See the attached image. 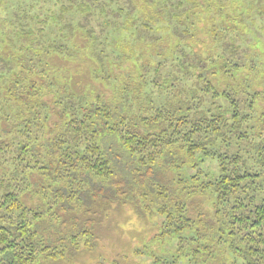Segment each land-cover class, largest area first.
I'll use <instances>...</instances> for the list:
<instances>
[{
    "label": "trees",
    "instance_id": "1",
    "mask_svg": "<svg viewBox=\"0 0 264 264\" xmlns=\"http://www.w3.org/2000/svg\"><path fill=\"white\" fill-rule=\"evenodd\" d=\"M57 2L68 35L34 42L29 36L33 26L41 31L48 19H36L25 6L14 11L10 23L16 20L18 25L9 32L8 41L0 30V124L4 122V129L0 126V264H37L41 254L51 261L64 256L66 245L57 249L51 244L53 236L43 228L55 218L54 207L83 209L91 201L103 215L115 201L135 204L133 185L139 181L146 183L154 213L163 218L158 238L175 235L179 241L173 256L156 257L153 264H179L183 259L192 264H228L217 260L221 248L229 251L233 263L264 264V75L260 76L264 68H259L247 46L236 42L235 22L230 29L221 22L222 34L213 28L206 56L179 43L169 58L162 57L152 68L142 61L137 45L148 39L144 45L159 47L155 31L162 14L169 21L185 15L187 22L193 8L201 13L215 8L213 15L219 18L225 14L223 5L217 7L213 0ZM138 11L143 17L136 16ZM1 12L6 11L0 7ZM27 17L31 23H23ZM93 19L99 21L105 40L112 35L129 42L126 47L117 42L122 58L94 35ZM72 20H77L76 26ZM76 28L101 44V50L94 52L102 67L96 78L110 84V65L116 61L132 60L140 66V74L128 81L137 82L135 88L146 95V105L129 101L135 88L128 86L117 91L120 104L112 105L99 95L75 93L67 83L60 86L51 80L45 58L51 54L74 58L70 42ZM178 29L173 34L180 40L191 36L186 28ZM110 33L114 34L107 36ZM216 68L226 77L222 89L207 79L209 70ZM245 70L251 78L235 79ZM257 80L262 90L254 87ZM45 95H51V101H43ZM11 110L17 113L15 119ZM105 134L112 135L129 158L131 177L117 173L101 143ZM167 157L175 159L173 167L189 173L168 183L156 176L158 166L172 168L164 162ZM152 178L158 180L150 182ZM36 184L40 186L34 189L45 201L34 206L26 198L36 193ZM205 195L214 197L212 212L198 209ZM74 225L69 244L77 249L80 239H90L93 232L88 225ZM184 232L190 236H181Z\"/></svg>",
    "mask_w": 264,
    "mask_h": 264
},
{
    "label": "rangeland",
    "instance_id": "2",
    "mask_svg": "<svg viewBox=\"0 0 264 264\" xmlns=\"http://www.w3.org/2000/svg\"><path fill=\"white\" fill-rule=\"evenodd\" d=\"M57 1L58 0H0V7L4 8L6 11L0 13V30L3 31L1 36L4 40L8 41L9 32L14 26L18 25L16 20L10 23L13 17H15L14 11H17L21 6L28 8L29 12L33 14L36 19H48V25L41 31H36L35 26H33L34 31L29 34V36L34 42L41 41L47 43L55 39L57 40L63 33L64 35H68V29L63 25V21H61L59 17L61 12ZM155 1L157 2L158 0ZM161 1V4H163V0ZM198 1L205 3L209 0ZM213 2L216 3L217 7L219 3L223 5L222 10L225 12L223 15L224 17L218 18L217 15H213V9L215 8H211L207 12L202 13L193 8L191 10L192 14L188 15L189 20L187 22L184 20L185 15L180 16L178 20L169 21L162 14L159 22H157L158 29L155 31V33L160 36L159 47L153 48V43L152 46L150 45L148 47L144 45H148V39L145 41L141 40L137 44L138 49L144 55L142 60L144 64L154 68L156 62L160 61L162 57L169 58L172 52H175L176 45L179 43L190 46L193 52L206 56L210 53V46L213 40V28L216 33L222 34L219 29L221 22H223L225 28L228 29H230L229 26L232 22H235L238 30L235 35L237 36L236 42L243 46H247L252 55H256L259 61V68H264V0H213ZM260 5H263L262 9H259L258 6ZM136 16L143 17L140 11L136 13ZM19 19L20 18H18V20ZM25 22L31 23L29 17L23 19V23ZM71 22L73 23L72 25L76 26L75 23L77 20H72ZM98 22L97 19L91 21V25L94 28V35L100 36L99 41L108 43L109 48L106 49H113L116 54L115 56L121 57L119 49L122 48H120L121 45L117 42H121L122 46L125 47L129 42L124 43L120 38H115V36L111 35L114 33L107 34V36H111L107 37V40H105V34H101V28ZM61 27L63 29H60ZM176 28L178 31V28H186L189 30L191 36L180 40L173 34ZM112 29L113 28H110L108 31ZM192 35L194 36L192 37ZM70 44H72L75 49L74 58L66 59L65 57L55 54H51L49 57L45 58V63L48 62L52 70V73L48 70L49 77L52 81L55 79V82L60 86L67 83L69 85V90L72 92L86 94L90 97L99 95L104 102L109 103L112 101V105L120 104L117 91L121 92L123 90L122 87L128 86V88L132 90L138 86L137 82L132 83L128 81V77H135L141 72L140 66L137 64L134 65L132 60L131 63H129V60L121 61V65L116 63L117 61L111 64L109 71L112 76V82L107 84L94 76L95 72L100 74V76L102 74V67L94 53L96 50H101V44L87 38L84 32L77 28L73 34V41L70 42ZM5 45H9V43H5ZM121 54L123 55L122 52ZM261 75H264V73L260 74V76ZM150 76L153 77L152 72ZM243 77L251 78L247 70L243 73L235 74V79H242ZM207 79L218 89H222L226 83V77L217 68L209 70ZM256 82H258V84H254V87L258 90H262V84L259 80ZM0 86L2 87L3 84H0ZM138 92L141 93L142 91L139 90V88L130 91L128 97L129 101L136 105L139 102L146 105V95L144 97V95ZM8 94L10 96V93ZM6 96L8 95L5 94L4 97ZM41 99L43 101H51L52 97L51 95H45ZM0 101H2V98H0ZM119 109H121V106ZM10 112L15 119L17 113L14 110ZM13 118L11 120H13ZM53 121V119H50L48 124H52ZM0 126L4 129L3 121H1ZM55 130H57V128ZM55 130L52 134L56 135L57 133ZM101 143L106 150H108L112 164L116 168L117 173L124 174L125 178H127V176L131 177L132 165H127V163H129V158L126 157L119 148L115 138L110 134H105ZM174 161L175 159L170 157L165 158L164 162L166 166L169 165L168 167L172 166V168L167 169L165 166H158L156 176H163L167 183L174 178L185 177L189 173V170L184 167L180 169L175 166L173 167L172 164H176ZM130 177L129 179L133 181V177ZM157 180L158 178H152L150 182H155ZM40 181L42 183V180ZM145 184L144 181L141 183L139 181L137 185L134 183V188L132 186L135 194V204L115 201L114 204H109V207L105 209L106 212L103 213V215L102 211L98 209L97 203L91 201L86 202L84 205L85 208L83 209L73 208L72 210L66 211L65 209H61V207H54L52 211L56 213L55 218L51 219V224L47 219V226L43 228L47 229V233L53 236L52 241L54 242L51 244H55L57 249H61L63 245H66V251L64 256L59 255V257L53 261L45 254H41L37 264H153L156 257L170 258L173 256L176 248H178V238L175 235L165 236L163 239L158 238L162 231L163 218L154 213V202L148 195L149 190L145 187ZM39 186L40 184L33 186V191L36 193L28 195L26 198L28 204L36 206L44 203L45 200L39 193L40 191L34 189V187L39 188ZM150 186L152 185H149V187ZM173 188L177 190L175 185H173ZM177 191H179V189ZM25 197L23 198L25 199ZM200 200L201 205L198 209L203 212H205V209L212 212L209 208L211 209L214 197L205 195L201 197ZM146 206L151 207V211H144ZM140 208H143V210ZM74 223L83 224V226L88 225V228L93 232L90 239L86 236L80 239L77 249L69 244L73 236L70 232L73 230L72 228H77ZM181 236L186 238L190 236V233L184 232ZM55 238H58V240L56 241ZM86 240H88V243H86ZM222 249L223 248L220 249V252H217V260L225 261L228 264H240L233 263L234 259L229 251H223ZM208 263H210V261ZM179 264H192V262L189 261V259L187 261L183 259Z\"/></svg>",
    "mask_w": 264,
    "mask_h": 264
}]
</instances>
